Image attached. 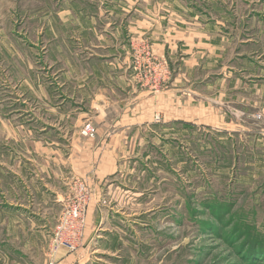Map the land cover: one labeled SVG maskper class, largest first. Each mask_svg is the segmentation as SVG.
<instances>
[{"label":"crops","instance_id":"obj_1","mask_svg":"<svg viewBox=\"0 0 264 264\" xmlns=\"http://www.w3.org/2000/svg\"><path fill=\"white\" fill-rule=\"evenodd\" d=\"M25 1L19 127L0 126L19 132L6 153L14 163L19 153V177L39 193L59 197L53 182L88 176L100 199L101 187L129 173L118 164L127 145H200V127L238 135L242 167L264 178V0ZM139 44L173 70L160 94L133 77ZM87 121L95 138L81 133ZM93 210L98 233L107 214Z\"/></svg>","mask_w":264,"mask_h":264},{"label":"rangeland","instance_id":"obj_2","mask_svg":"<svg viewBox=\"0 0 264 264\" xmlns=\"http://www.w3.org/2000/svg\"><path fill=\"white\" fill-rule=\"evenodd\" d=\"M21 2L0 0V109L8 113L0 124L13 119L12 128L19 127ZM134 50L133 77L144 87ZM165 62L168 82L159 90L146 86L154 94L171 83ZM88 125L93 135L84 132ZM81 133L95 138L97 129L87 121ZM198 133L200 145H127L118 164L129 173L101 187L99 199L88 176L53 182L59 197L39 193L35 181L19 177V153L16 164L6 153L4 145H19V132L0 126V161L4 154L7 163L0 173V264H264V178L242 167L238 135ZM98 206L107 218L97 233Z\"/></svg>","mask_w":264,"mask_h":264},{"label":"built area","instance_id":"obj_3","mask_svg":"<svg viewBox=\"0 0 264 264\" xmlns=\"http://www.w3.org/2000/svg\"><path fill=\"white\" fill-rule=\"evenodd\" d=\"M134 65L147 82L144 84L152 89L159 90L166 84L170 78L171 71L165 60H157L153 55V51L147 45H136L134 47ZM261 116V115H258ZM160 117L157 116V119ZM86 134L93 135L94 128L88 125L84 131Z\"/></svg>","mask_w":264,"mask_h":264}]
</instances>
